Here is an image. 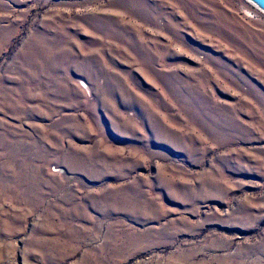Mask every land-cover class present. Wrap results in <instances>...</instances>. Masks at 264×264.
Segmentation results:
<instances>
[{"label": "rangeland", "instance_id": "1", "mask_svg": "<svg viewBox=\"0 0 264 264\" xmlns=\"http://www.w3.org/2000/svg\"><path fill=\"white\" fill-rule=\"evenodd\" d=\"M0 264H264V14L0 0Z\"/></svg>", "mask_w": 264, "mask_h": 264}, {"label": "water", "instance_id": "2", "mask_svg": "<svg viewBox=\"0 0 264 264\" xmlns=\"http://www.w3.org/2000/svg\"><path fill=\"white\" fill-rule=\"evenodd\" d=\"M264 14V0H246Z\"/></svg>", "mask_w": 264, "mask_h": 264}]
</instances>
